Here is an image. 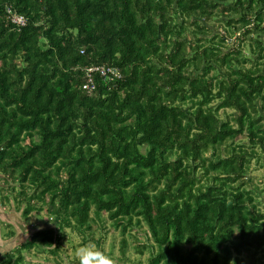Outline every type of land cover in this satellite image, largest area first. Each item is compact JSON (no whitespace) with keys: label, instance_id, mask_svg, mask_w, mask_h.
<instances>
[{"label":"trees","instance_id":"1","mask_svg":"<svg viewBox=\"0 0 264 264\" xmlns=\"http://www.w3.org/2000/svg\"><path fill=\"white\" fill-rule=\"evenodd\" d=\"M220 8L250 56L205 34ZM92 65L122 77L95 74L89 94ZM263 111L264 0H0V175L20 184L25 216L49 204L59 231L93 235L107 214L123 252L146 228L148 264H264V212L243 182L264 156ZM57 230L0 264L56 254Z\"/></svg>","mask_w":264,"mask_h":264},{"label":"rangeland","instance_id":"2","mask_svg":"<svg viewBox=\"0 0 264 264\" xmlns=\"http://www.w3.org/2000/svg\"><path fill=\"white\" fill-rule=\"evenodd\" d=\"M228 14L230 13H222L220 8L209 21L202 20L209 28V32L205 34L209 38L215 35L216 37H214L215 40L213 41L216 44L219 43L223 51L242 48L243 53L248 56L250 37L246 36L243 39L242 31L238 30L235 32V27L228 25L230 20ZM188 38H192L191 34H188ZM250 65L249 63L248 66ZM228 114H232V110L228 109L224 113L221 111L222 117L228 116ZM29 141V139L26 140V145H29ZM236 141L249 143L244 136H240ZM257 149L262 157L260 160L257 158L252 159L248 176L243 182L250 189H257L258 200L256 202L260 210L264 212V156L262 150L260 148ZM202 174L199 171L198 176ZM240 184L241 182L238 183V185ZM19 186L20 184L12 180L6 182L5 177L0 175V260L6 252L16 250L21 244L27 242L36 231L47 228L58 229V221L51 219L48 213L47 207L49 204H46L42 210L35 209L28 216L24 215L23 211L27 203L23 201L20 204L15 199V196H18ZM12 187L16 189L13 190ZM2 193L11 196L9 202L2 203ZM103 218V222H92L93 235L86 233L88 236L84 231L79 232L70 228L62 231L57 230L58 235L61 237L58 252L55 254L51 249L42 247L24 250V264H79L76 251L81 246H93L104 249L113 258L114 264H148L151 248H143V244L151 246L152 240L146 235L148 234L144 231L146 228L144 226L141 228L136 226L131 233L126 234L127 247L123 252L121 248L122 233L107 217V214H104ZM11 232L14 235H9ZM96 240H99L100 243L97 244ZM243 254L245 255L246 253ZM260 256H262L261 252H258L256 264H262L259 259Z\"/></svg>","mask_w":264,"mask_h":264},{"label":"built area","instance_id":"3","mask_svg":"<svg viewBox=\"0 0 264 264\" xmlns=\"http://www.w3.org/2000/svg\"><path fill=\"white\" fill-rule=\"evenodd\" d=\"M11 15L9 16L11 21L17 25H25L27 19L25 16L13 12L9 9ZM85 72V82L83 84V89L89 94L96 89L95 74H100L104 79L115 80L122 77L121 69L117 65H92L84 69Z\"/></svg>","mask_w":264,"mask_h":264},{"label":"clouds","instance_id":"4","mask_svg":"<svg viewBox=\"0 0 264 264\" xmlns=\"http://www.w3.org/2000/svg\"><path fill=\"white\" fill-rule=\"evenodd\" d=\"M79 264H114L113 258L102 248L81 246L76 251Z\"/></svg>","mask_w":264,"mask_h":264}]
</instances>
